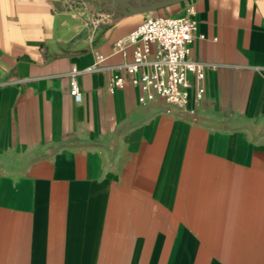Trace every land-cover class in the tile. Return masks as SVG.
Wrapping results in <instances>:
<instances>
[{"label": "crops", "instance_id": "1", "mask_svg": "<svg viewBox=\"0 0 264 264\" xmlns=\"http://www.w3.org/2000/svg\"><path fill=\"white\" fill-rule=\"evenodd\" d=\"M183 16L203 99L140 103L114 42ZM0 264H264V0H0Z\"/></svg>", "mask_w": 264, "mask_h": 264}, {"label": "built area", "instance_id": "2", "mask_svg": "<svg viewBox=\"0 0 264 264\" xmlns=\"http://www.w3.org/2000/svg\"><path fill=\"white\" fill-rule=\"evenodd\" d=\"M196 28V22L190 16L149 17L114 42V49L124 56L133 47L132 61L123 64L122 68L132 87L141 92L140 103L160 98L172 106L185 108L191 90L195 103L203 99L205 68L188 59ZM100 60L98 57V62ZM97 63L69 72V95L74 102L82 101L77 76L94 71ZM189 75L193 76V81L188 79ZM122 86L123 77L114 75L108 89L112 92Z\"/></svg>", "mask_w": 264, "mask_h": 264}, {"label": "water", "instance_id": "3", "mask_svg": "<svg viewBox=\"0 0 264 264\" xmlns=\"http://www.w3.org/2000/svg\"><path fill=\"white\" fill-rule=\"evenodd\" d=\"M115 9H119L125 15L149 13L180 3L184 0H163L160 2H152L146 6H134V0H105Z\"/></svg>", "mask_w": 264, "mask_h": 264}]
</instances>
